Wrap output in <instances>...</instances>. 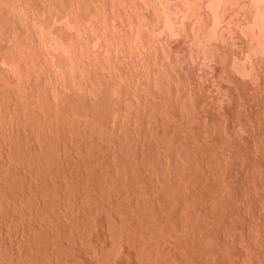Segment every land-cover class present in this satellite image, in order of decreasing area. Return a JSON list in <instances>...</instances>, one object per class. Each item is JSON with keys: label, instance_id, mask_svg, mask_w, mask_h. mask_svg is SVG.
Listing matches in <instances>:
<instances>
[{"label": "rangeland", "instance_id": "374dc122", "mask_svg": "<svg viewBox=\"0 0 264 264\" xmlns=\"http://www.w3.org/2000/svg\"><path fill=\"white\" fill-rule=\"evenodd\" d=\"M24 1L0 0V70H2L0 71V264H264V0H133L134 2L131 0V2L129 0H125L127 5L121 4L125 3L122 0H87V2H95V4L92 3L94 4L93 6L91 5V2L89 4L91 6H89L86 0H83L85 2V5L81 4L82 1L79 3L78 1L80 0H77V2L75 0H73V2L60 0L63 1V3L65 2V5H68H66L68 7V10H72L70 11V13L67 11V7L64 4L61 5V3L58 2L59 0H44L45 2L48 1V4L45 2L41 4L43 0H30L31 3H29V0H27L28 2L26 0ZM55 1L56 3H59V7H57L58 4L54 5L57 8H54V6L51 4L53 2L55 4ZM66 1L69 4H73L74 2L79 3L78 6L80 5V7L77 6V9L74 8L76 6V4L74 3V6H70L72 8L70 9L69 4ZM98 1L100 3L96 4ZM34 2H36V4ZM103 2L105 3V6L103 5ZM49 3L51 6L49 5ZM86 3L88 8L91 7V9L88 11L94 14H84V11H87ZM137 3L140 7H134L135 4L137 5ZM46 4L50 7L45 6ZM99 4L102 6H100ZM28 5L29 8H32V10L31 8L30 11H28L29 8L25 10V7L27 8ZM42 5H44V8L40 7ZM60 5L64 11H67L66 15L65 13H62L64 11H62ZM34 6H36L35 9ZM82 6L85 7L81 8ZM106 6L108 9L106 8ZM125 6L128 8H126ZM11 7L13 8V11ZM3 8L7 11L3 10ZM102 8L104 9L102 10ZM135 8H137L138 10L136 11ZM40 9H44L42 10L43 12ZM59 9L61 11H59ZM78 9V13H80V10L82 9L81 13L84 14V18L86 17L85 20L83 18V14L81 13V17L80 14L79 17L80 19H83L80 20L79 17L76 16L78 15ZM83 9L85 10L83 11ZM98 9L101 11H99ZM111 9L115 10L112 11ZM9 11H12L11 14ZM47 11H49V14ZM74 11L76 12V15L75 17H73L75 19L77 17L79 21L78 19H76L77 21L75 19L74 20L78 23V25L80 24L78 26L79 29L77 30L76 28L77 31H75V29L72 27L70 28V26H66L65 22L62 23L64 21V18L65 20L67 19L69 22H71ZM138 11L139 13H137ZM37 12L39 14H43L39 15L37 14ZM61 13L63 14V18H61L62 16L59 15ZM121 13L123 15H121ZM44 14L45 16H49L44 17ZM68 14L71 16H67ZM42 15L44 18H46L45 22H43L44 18L41 17ZM58 15L61 19L58 18ZM112 15L114 16V18ZM34 16L39 18L35 19ZM68 17L71 19L69 20ZM53 19L54 23L52 22ZM49 20L51 22H48ZM127 20L130 22H127ZM133 20L135 22H133ZM75 21L71 23H75ZM105 21L108 22V25ZM24 22H27L26 26H24ZM111 22H113L114 24ZM41 23L44 26H42V28ZM45 23H49V30L46 28L47 24ZM128 23L129 25L130 23L131 25L136 23L135 25H137V27L135 25H130L128 27ZM111 24H113V26ZM106 25L108 26V28ZM120 25L123 27H121ZM147 25H149L148 28L150 30L147 28ZM17 26H19V28H17ZM33 26L36 28H34ZM103 26L105 29L103 28ZM54 27L56 29L61 28V31L59 32L62 35H59L60 33L58 31L56 32V29H54ZM145 27L146 29H144ZM43 28L47 29L48 31L43 30V32H40V30ZM121 28L124 29L122 30ZM16 30L17 33L15 32ZM19 30L23 31L21 32ZM28 30L30 33L28 32ZM93 31L95 32L93 33ZM13 32L17 35H14ZM23 32L26 33L25 36H23ZM39 32L42 34H40ZM44 32H47V34H44ZM62 32L66 35H64ZM123 32L124 34H126L127 32V35H124ZM101 33L103 34L101 35ZM95 34L97 35L94 36ZM104 34L105 36H103ZM107 34L111 37L109 38L107 36L106 39ZM118 34L120 37H117ZM121 35L124 37V39ZM135 35L137 36V38ZM56 36L58 37V39ZM114 38H116V40ZM143 38L145 42L143 41ZM52 40H54V42ZM40 43L45 46L41 45ZM60 44L62 48L59 47ZM17 50H20L21 52L19 51L18 53ZM27 50H30L31 52H28ZM42 50H44V52ZM45 51L47 52L45 53ZM29 53L33 55H31L30 57ZM44 53L46 55H44ZM122 53L123 55H121ZM11 54L15 55L14 58H10V56H12ZM16 54H18L19 57ZM5 56H7V58ZM5 58L7 61L5 60ZM16 59L18 60V62ZM19 59L21 60V62ZM22 59L25 61H23ZM43 59H45L46 61ZM1 60L5 64L3 62L2 64ZM11 60L14 61L13 64ZM28 61H32L31 64ZM14 63H16L17 66ZM8 64H11L9 67H11L12 69L8 68ZM12 66L14 67V69ZM30 67L32 68V70ZM26 70L29 71L27 72ZM16 87H18V90ZM21 89L23 90V92ZM181 107L185 109L182 110ZM107 110L109 111L108 113H113L112 111L114 110L113 116H115L116 113V118L114 117V119L113 116L111 117L110 115H103L104 113L107 114ZM181 110L183 111V113ZM162 114L163 116H161ZM169 115L171 116V118L168 117ZM103 116H105L106 118L111 117L110 120L107 119L108 121H111L112 118L114 121L112 120L113 122L111 121V124L107 121V124L105 120L106 118H103ZM120 116L122 118H120ZM97 117H100L99 120ZM201 117L203 119H201ZM173 118L175 119L173 120ZM101 119H103L105 122L103 123L105 127L102 125L104 129L100 127L101 124L99 122L103 121ZM91 120L92 122H90ZM88 124L89 126L93 125L92 127L94 129L92 127L91 129H93L94 132L89 129L90 127L88 126ZM259 125L262 127H260ZM161 126L163 127V129ZM106 127L110 128L106 130ZM154 128L156 131H153ZM232 128L234 129V131ZM114 129L118 130L115 131ZM134 129L136 131H134ZM162 130H164V133H162ZM39 131L42 134H40ZM74 133H76L78 137ZM91 133L92 135H90ZM105 133L107 135L110 134V136L108 135V137ZM167 133L169 134L167 135ZM156 134H159L160 137ZM104 135L106 136L104 137ZM90 136L93 137L91 138ZM78 138H80L81 140ZM90 138L92 141L90 140ZM165 138L166 141L167 139H169L168 144L171 142V140H174V146H176L177 143L179 148L177 146L174 147L172 146L173 144H171L172 148H174L173 151L171 146H169L167 142L165 143ZM130 139L132 141H135L132 142L130 141ZM163 140L164 142H162ZM88 141H91V143H89ZM102 141L106 142L109 148L106 147V144ZM129 141L131 142L132 146ZM174 141L172 143H174ZM215 141L216 144H214ZM157 142H159L160 144ZM218 142L221 144H219ZM84 143L87 144L85 145ZM163 143L167 144L170 150L172 149L171 153H174L171 154L169 150L166 149L167 146H164L165 144ZM90 144H92L91 147H89ZM98 144H101V148ZM128 146L130 147V149ZM161 146L164 148H162ZM126 147L128 148V150L126 149ZM102 148L103 150L107 149L106 152H103ZM94 149L96 150L94 151ZM117 149H120V151ZM121 149H123L124 152ZM154 149L159 150L155 151ZM87 150L92 151L91 154H89L90 151L88 152ZM176 150L178 151L176 152ZM100 151L103 153V155ZM153 152L155 155L153 154ZM159 152L160 155L158 154ZM223 152L224 154H222ZM93 153L95 155H92ZM177 153H179V155L180 153H182V155L180 156L184 157H177ZM191 153L194 155H192ZM201 153H203V155H205V153L206 155L207 153L210 154V159H214V156H216L220 160L216 158V162L210 161L206 157V155L204 157L207 159L203 158V155L201 157ZM140 154L142 156L144 155L145 158H143L144 156L141 158ZM149 155L153 157V162H156L158 166H161H159L158 168V174L152 173V171L149 172L141 170L142 165L140 163L144 161L143 159L150 160L151 158ZM47 156H49L48 158L52 157V163L50 159H46ZM105 156L109 157L105 159ZM125 156L126 158H129L126 159ZM120 157L122 158V161L124 163L126 160H128V163L130 162V165H128L129 167L126 166V163L125 165H121L123 164V162L120 161ZM192 158L196 162H191ZM116 159H118L119 161L117 160V162H120L121 164L118 165ZM186 159L190 160L187 162L185 161ZM202 159L209 160L210 163L215 162L218 166H220L218 167L216 165L219 171L217 170V167L215 169L216 172L218 171L219 175H216L217 173L214 170L215 163L211 164L212 168H210V165L208 168L206 164L207 162ZM223 159L225 162L222 161ZM47 160L50 161H48V163L46 164ZM84 160L89 161L87 163V161ZM132 160L136 162H133ZM83 161L85 164L83 163ZM113 161H115V166H118L117 169L115 168ZM181 161H183V164ZM31 162L32 166L30 164ZM81 162L83 165L80 164ZM96 162H99L101 167L99 166V163ZM101 162L102 164H104L102 165ZM197 162L198 164H196ZM131 163H134V166L131 165ZM188 163H190L189 167L187 166ZM224 163L226 164L224 165ZM45 164L46 168L44 169ZM97 165L100 167H98L99 170L96 168ZM85 166L90 170H88ZM119 166H125L126 170L124 171L123 167L121 168V170ZM131 166L133 168L132 170ZM191 166L195 167L193 168ZM102 167H104L106 170ZM174 167L178 168L175 169ZM50 168L53 169L52 171L54 173L50 170ZM114 168L118 170V172H116ZM119 169L122 172H119ZM211 169L213 173L215 172L214 175L211 174ZM100 170L101 172H103L101 173ZM126 171H128L129 173ZM140 172L143 175L140 174ZM146 172H148V174ZM176 172L177 176H175ZM195 172L198 173L195 174ZM47 173H49V175ZM115 173L118 176H115ZM123 173L125 174L123 175ZM159 173H163L164 175H161ZM139 174L142 176L139 185H141V182H144L140 187H142L141 189L146 193L145 195L142 190L139 191L141 193L138 192L140 188L139 185H130L134 182V184H136V179L134 178L137 177H134V175L138 176ZM90 175L93 177H91ZM95 175L96 177H98L97 179L100 180H102L103 176L104 179L107 177H112L113 179H115L114 176L116 178L121 176L122 178L118 179L122 180L123 182H126V179L124 178L127 177V182L129 183L125 184L133 186V190L135 191L134 193H128L133 192L132 189L131 191L130 189H127L129 186L127 187L125 185H122V181L121 183H119V185H116V179L115 181L109 179V182L110 180H112V183L114 182L113 184L110 182V184H112L114 188L117 187L119 189L125 186L124 189L128 190V192H123V188L119 189L120 191L117 189L119 193L117 192L116 194L115 191L114 193L111 192L115 194L113 197V194H110V191L114 189L110 188L111 186L107 181L108 178L105 179L106 185L104 187L103 181H100L99 183L97 182V179H94L96 178ZM157 175L159 177H157ZM100 176L101 178H99ZM145 176L147 177V179H144L146 178ZM193 176L195 177V179ZM217 176H221V179H218ZM196 177L198 179H196ZM54 178L56 179L54 180ZM180 180H182L181 183L183 181L185 182H183V184L186 187L182 186L183 184H180ZM148 181L150 182L148 183ZM170 183H172V185ZM199 183H201L202 185ZM213 183H215V185ZM91 184L96 187L94 188ZM153 184L155 185L153 186ZM192 184L195 185L193 186ZM196 185H198L199 187ZM106 186L109 188H107ZM135 186H138L139 188L136 190V188H134ZM150 186L152 187L150 188ZM155 186L157 188H155ZM180 186H182L183 189L180 190ZM103 187L104 189L108 190L105 191ZM169 187H173V191L171 188L169 189ZM64 188H66V191L62 190ZM91 188L92 190H94L93 192ZM154 188L157 189L159 191L158 193H161V195L157 194V191ZM217 188L219 189L217 190ZM74 189L76 190L74 191ZM207 190L209 193L206 192ZM101 191H104L106 195L110 194L108 198L111 199H109L111 205L108 204V206L107 203L109 202H107L106 200L104 201L103 197L105 195L104 192L100 193ZM67 192H69V194L76 192L74 194L76 196H78L79 194V196L77 197L78 199H75L76 196H71V199H75V202L77 200L78 201L74 203V201L72 202L70 201V199H67L71 195L70 194L68 196ZM86 192L88 193V195ZM135 192L137 194L139 193L138 196H140L142 200L137 196ZM163 192L165 193V195L162 194ZM52 193L56 195L57 198H55L56 196H54ZM83 193L87 195L89 199L91 198L90 202L85 203L84 200H86L87 197L85 196L86 198L83 200ZM125 193H128L129 195ZM140 194L143 195V197ZM99 195L102 197L100 198ZM50 196H52V198H50ZM64 196L66 198L63 199ZM46 197L49 198L46 199ZM80 197L81 200L84 201V203H81L83 201H80ZM124 197H129L131 200L129 198H126L124 201ZM164 197L167 199H165ZM108 198L106 199L108 200ZM114 198L118 199L115 200ZM52 199L54 205L51 202ZM60 199L62 202L60 201ZM48 200L51 202V204L50 202L48 203ZM119 200L120 203H124L125 205L119 204ZM121 200H123V202ZM126 201H128V203ZM145 201L146 203L144 204ZM174 201L176 202V204ZM90 203L93 204L91 205ZM82 204H84V206ZM86 204L90 206L88 207ZM68 210L70 212H68ZM55 211L58 216L56 215ZM107 214H110V217ZM87 219L89 221H87ZM83 220L86 223L85 225ZM88 222L91 224L89 225ZM107 230H109V232ZM87 231H89V235L87 234ZM148 233L150 234L148 235Z\"/></svg>", "mask_w": 264, "mask_h": 264}, {"label": "bare ground", "instance_id": "6f19581e", "mask_svg": "<svg viewBox=\"0 0 264 264\" xmlns=\"http://www.w3.org/2000/svg\"><path fill=\"white\" fill-rule=\"evenodd\" d=\"M5 1H6V0H5ZM11 1H12V0H11ZM14 1H15V0H14ZM20 1H21V0H20ZM23 1H24V0H23ZM26 1H27V0H26ZM31 1H35V0H31ZM31 1L29 0V3H31ZM45 1H46V0H45ZM45 1L43 0L42 3H41V2H39V3L43 4ZM48 1H51V0H48ZM48 1H47V2H48ZM53 1H54V0H53ZM64 1H65V0H64ZM67 1H68V2H71V1H72V2H73V0H70V1L67 0ZM67 1H66V2H67ZM75 1L77 2V0H75ZM81 1H82L81 4H82V5H85V2H84L85 0H84V1H83V0H80V1H78V2L80 3ZM91 1H95V0H91ZM91 1L87 2V0H86V2L88 3V5L90 4ZM103 1H104V0H103ZM105 1H106V0H105ZM122 1L125 2V0H122ZM126 1H127V0H126ZM129 1H130V0H129ZM131 1H133V0H131ZM131 1H130V2H131ZM235 1H236V0H235ZM27 2H28V1H27ZM47 2H45V3H47ZM58 2L61 3V5L65 3V2L63 3V1H60V0H59ZM68 2H67V3H68ZM76 2H74V3L76 4V6H75L74 8H76V7L78 6V4H79V3H76ZM83 2H84V3H83ZM120 2H121V1H120ZM133 2H134V1H133ZM5 3H6V2H5ZM7 3H8V2H7ZM19 3H20V2H19ZM24 3H25V1H24ZM24 3H23V4H24ZM34 3L36 4V2H34ZM59 3H56V1H55V4H54V2L51 3V4H52L53 6L56 5V4H58L57 7H59ZM74 3H73V4H74ZM87 3H86V10L88 11V10L91 9V7L88 8ZM92 3L95 4V2H91V5H92V6L94 5V4H92ZM98 3H100V2L98 1L96 4H98ZM101 3H102V2H101ZM106 3H107V2H106ZM113 3H114V1H113ZM116 3H119V2H116ZM127 3H128V2H127ZM186 3H187V2H186ZM250 3H251V2H250ZM32 4H33V3H32ZM35 4H34V5H35ZM47 4H48V3H47ZM47 4H46L45 6H47ZM68 4H69V3H68ZM71 4H72V3H71ZM71 4H69V7H70V6H71V7L74 6L73 4H72V5H71ZM121 4H123V5H127L126 2H125V3H121ZM128 4H129V3H128ZM223 4H224V3H223ZM24 5H25V4H24ZM49 5H50V3H49ZM61 5H60V8L62 9V11H64L63 8L61 7ZM64 5H65V4H64ZM64 5H63V7H64ZM66 5H67V4H66ZM66 5H65V6H66ZM91 5H89V6H91ZM99 5H100V4H99ZM99 5H97V6H99ZM103 5L105 6V3H104V2H103ZM114 5H115V3H114ZM116 5H117V4H116ZM131 5H132V4H131ZM233 5H234V4H233ZM37 6H38V5H37ZM50 6H51V5H50ZM50 6H47V7H50ZM67 6H68V5H67ZM67 6H66V7H67ZM100 6H102V5H100ZM128 6H129V5H128ZM136 6H138V3H137V5L135 4L134 7H136ZM143 6H144V5H143ZM2 7H3V6H2ZM18 7H19V6H18ZM40 7H43V8H44V5H42V6H40ZM40 7H39V8H40ZM47 7H46V8H47ZM57 7L54 6V8H57ZM71 7H70V9H72ZM78 7H80V5H79ZM83 7H85V6H82L81 8H83ZM108 7H109V6H108ZM111 7H112V6H111ZM115 7H116V6H115ZM117 7H118V6H117ZM125 7H126V6H125ZM130 7H131V6H130ZM134 7H133V8H134ZM138 7H140V6H138ZM229 7H230V6H229ZM244 7H245V6H244ZM6 8H7V7H6ZM11 8H12V7H11ZM28 8H29V5L27 6V8L25 7V10H27ZM30 8H31V7H30ZM30 8L28 9V11H30ZM35 8H36V6H34V9H35ZM37 8H38V7H37ZM100 8H101V7H100ZM106 8H107V6H106ZM126 8H128V7H126ZM126 8H125V9H126ZM141 8H142V7H141ZM236 8H237V7H236ZM250 8H251V7H250ZM0 9H1V8H0ZM8 9H9V8H8ZM48 9H49V8H48ZM50 9H51V8H50ZM52 9H53V7H52ZM64 9H66V8H64ZM76 9H77V8H76ZM95 9H96V8H95ZM103 9H104V8H102V10H103ZM107 9H108V8H107ZM107 9H106V11H107ZM135 9H136V11L138 10L137 8H135ZM240 9H241V8H240ZM242 9H243V8H242ZM258 9H259V8H258ZM3 10H6V9L3 8ZM9 10H10V9H9ZM21 10H22V9H21ZM25 10H24V11H25ZM31 10H32V8H31ZM40 10H41V9H40ZM42 10H44V9H42ZM42 10H41V11H42ZM81 10H82V9H81ZM81 10H80V13L82 12ZM84 10H85V9H83V11H84ZM98 10H99V9H98ZM111 10H112V9H111ZM111 10H110V11H111ZM113 10H115V9H113ZM113 10H112V11H113ZM122 10H123V9H122ZM139 10H140V9H139ZM153 10H155V9H153ZM230 10H231V9H230ZM6 11H7V10H6ZM12 11H13V8H12ZM12 11H11V12H12ZM33 11H34V10H33ZM33 11H32V12H33ZM38 11H39V10H38ZM59 11H61V10L59 9ZM59 11H56V12H59ZM67 11L70 13V11H72V10H68V7H67ZM67 11H64V12H62V13H65V15H66ZM87 11H84V12H85V13H84L85 15H86V13H88V14H90V15H91V14H94V13H90V11H88V12H87ZM99 11H101V10H99ZM112 11H111V12H112ZM119 11H120V9H119ZM234 11H235V10H234ZM260 11H261V10H260ZM9 12H10V11H9ZM11 12H10V14H11ZM16 12H17V11H16ZM19 12H20V11H19ZM42 12H43V11H42ZM47 12H48V14H49V11H47ZM47 12H45V13H47ZM52 12H53V11H52ZM78 12H79V9H78L77 13H78ZM127 12H128V11H127ZM35 13H36V11H35ZM62 13L59 14V15L62 16L61 18H63V14H62ZM75 13H76L75 11H74V15H72V13H71L72 17H73V16L75 17V15H76ZM80 13H78V15H76V16L79 17V14H80ZM99 13H100V12H99ZM112 13H113V12H112ZM137 13H139V11H138ZM137 13H136V14H137ZM143 13H144V12H143ZM21 14H22V13H21ZM27 14H29V13H27ZM30 14H31V13H30ZM37 14H39V13L37 12ZM37 14H36V15H37ZM40 14H43V13H40ZM40 14H39V15H40ZM56 14H57V13H56ZM81 14H83V13H81ZM81 14H80V17H81ZM84 14H83V18H84ZM88 14H87V15H88ZM103 14H104V12H103ZM107 14H108V13H107ZM110 14H111V13H110ZM113 14H114V13H113ZM153 14H154V12H153ZM162 14H163V13H162ZM238 14H239V13H238ZM7 15H8V14H7ZM22 15H23V14H22ZM32 15H33V13H32ZM34 15H35V14H34ZM46 15H47V14H46ZM59 15H58V16H59ZM71 15L68 14L67 16H71ZM116 15H117V13H116ZM121 15H123V14L121 13ZM125 15H126V14H125ZM129 15H130V14H129ZM131 15H132V14H131ZM134 15H135V14H134ZM253 15H254V14H253ZM48 16H49V15H48ZM48 16H45V14H44V17H48ZM88 16H89V15H88ZM102 16H103V15H102ZM112 16H113V15H112ZM126 16H127V15H126ZM135 16H136V15H135ZM139 16H140V15H139ZM141 16H142V15H141ZM144 16H145V15H144ZM153 16H154V15H153ZM6 17H8V16H6ZM18 17H20V16H18ZM32 17H33V16H32ZM34 17H35V16H34ZM41 17H43V15H42ZM41 17H40V18H41ZM44 17H43V18H44ZM56 17H57V16H56ZM74 17L72 18L73 21H72L71 18H69V17H68V18H69V20L71 19V22H74L76 19H78L77 17H76V19H75ZM80 17H79V19H80ZM94 17H95V16H94ZM94 17H93V19H94ZM124 17H125V16H124ZM149 17H150V16H149ZM164 17H165V16H164ZM164 17H163V18H164ZM22 18H23V17H22ZM27 18H28V17H27ZM36 18H39V17H35V19H36ZM43 18H42V19H43ZM58 18H60V16H59ZM61 18H60V19H61ZM83 18H81V19H83ZM85 18H86V17H85ZM85 18H84V20H85ZM97 18H98V17H97ZM97 18H96V19H97ZM100 18H101V17H100ZM106 18H107V17H106ZM113 18H114V16H113ZM131 18H132V17H131ZM154 18H155V17H154ZM228 18H229V17H228ZM7 19H8V18H7ZM33 19H34V18H33ZM47 19H49V18H47ZM74 19H75V20H74ZM79 19H78V21H79ZM81 19H80V20H81ZM93 19H92V20H93ZM107 19H108V18H107ZM107 19H106V21H107ZM110 19H111V18H110ZM119 19H120V17H119ZM128 19H129V17H128ZM135 19H136V17H135ZM152 19H153V18H152ZM155 19H156V18H155ZM159 19H160V18H159ZM253 19H254V18H253ZM262 19H263V17H262ZM8 20H9V19H8ZM20 20H21V19H20ZM25 20H26V19H25ZM27 20H28V19H27ZM29 20H32V19H29ZM43 20H44L43 22H45L46 18H44ZM62 20H63V19H62ZM66 20H67V19H66ZM66 20H65V18H64V21H63V22H62V21H59V22H62V23L65 22V25H66V26H70V28H71V27L74 28L75 31H77V30L79 29L78 26H79L80 24L78 25V23L76 22L77 20L75 21V23H71V22H69L68 20H67V21H66ZM84 20H83V22H84ZM104 20H105V19H104ZM138 20H139V19H138ZM144 20H145V19H144ZM157 20H158V19H157ZM234 20H235V19H234ZM35 21H36V20H35ZM94 21H95V20H94ZM106 21H105V22H106ZM149 21H150V20H149ZM168 21H169V20H168ZM5 22H6V20H5ZM36 22H37V21H36ZM48 22H51V21L49 20ZM52 22L54 23V19H53ZM55 22H56V21H55ZM80 22H81V21H80ZM80 22H79V23H80ZM83 22H82V23H83ZM90 22H91V21H90ZM92 22H93V21H92ZM113 22H114V21H113ZM113 22H111V23H113ZM120 22H121V21H120ZM127 22H130V21L127 20ZM133 22H135V21L133 20ZM133 22H132V23H133ZM139 22H140V21H139ZM142 22H143V21H142ZM9 23H10V22H9ZM24 23H25V22H24ZM39 23H40V22H39ZM76 23H77V24H76ZM96 23H97V22H96ZM100 23H101V22H100ZM102 23H103V22H102ZM106 23H107V25H108V22H106ZM232 23H233V22H232ZM258 23H259V22H258ZM26 24H27V22L25 23L24 26H26ZM43 24H44V23H43ZM45 24H47V23H45ZM73 24H74V27H73ZM87 24H88V23H87ZM92 24H93V23H92ZM113 24H114V23H113ZM113 24H111V25L113 26ZM126 24H127V23H126ZM135 24H136V23H135ZM135 24H132V25H135ZM141 24H142V23H141ZM147 24H148V21H147ZM150 24H151V23H150ZM150 24H149V25H150ZM223 24H224V23H223ZM262 24H263V23H262ZM30 25H31V23H30ZM48 25H49V23L47 24V26H46V25H45V26H46V28L49 30ZM53 25H55V24H53ZM57 25H58V24H57ZM76 25H77V26H76ZM93 25H94V24H93ZM101 25H102V24H101ZM107 25H106V26H107ZM130 25H131V23H130ZM130 25H129V23H128V27H129ZM132 25H131V26H132ZM143 25H144V24H143ZM149 25H147V28H148ZM153 25H154V24H153ZM234 25H235V24H234ZM239 25H240V24H239ZM15 26H16V24H15ZM38 26H39V25H38ZM42 26H43V25H42V23H41V28H42ZM49 26H50V25H49ZM75 26H76V27H75ZM91 26H92V25H91ZM112 26H111V28H112ZM114 26H115V25H114ZM120 26H121V25H120ZM135 26L137 27V25H135ZM141 26H142V25H141ZM141 26H140V27H141ZM144 26H145V25H144ZM165 26H166V25H165ZM213 26H214V25H213ZM245 26H246V25H245ZM33 27H34V26H33ZM43 27H44V26H43ZM92 27H93V26H92ZM121 27H123V26H121ZM126 27H127V26H126ZM228 27H229V26H228ZM243 27H244V26H243ZM13 28H14V27H13ZM17 28H19V26H17ZM26 28H27V27H26ZM34 28H36V27H34ZM38 28H39V27H38ZM76 28H77V30H76ZM80 28H82V27H80ZM93 28H94V27H93ZM97 28H98V27H97ZM103 28H104V26H103ZM107 28H108V26H107ZM124 28H125V27H124ZM124 28H123V29H124ZM153 28H154V27H153ZM165 28H166V27H165ZM236 28H237V27H236ZM3 29H4V28H3ZM22 29H23V28H22ZM24 29H25V28H24ZM47 29L43 28V29L40 30V32H43V30H44V31H48ZM50 29H51V28H50ZM54 29H56V28L54 27ZM59 29H60V30H59ZM59 29H56V32H57V31H58V32L61 31V28H59ZM90 29H91V28H90ZM104 29H105V28H104ZM121 29H122V28H121ZM121 29H120V30H121ZM123 29H122V30H123ZM137 29H138V28H137ZM144 29H146V27H145ZM148 29H149V28H148ZM199 29H200V28H199ZM243 29H244V28H243ZM245 29H246V28H245ZM13 30H15V29H13ZM91 30H92V29H91ZM91 30H90V36H91ZM95 30H96V28H95ZM115 30H116V29H115ZM115 30H114V31H115ZM141 30H142V29H141ZM149 30H150V29H149ZM149 30H148V31H149ZM154 30H155V29H154ZM261 30H262V29H261ZM19 31H21V30H19ZM22 31H23V30H22ZM22 31H21V32H22ZM26 31H27V30H26ZM38 31H39V30H38ZM97 31H98V30H97ZM108 31H110V30H108ZM116 31H117V30H116ZM116 31H115V32H116ZM142 31H143V30H142ZM142 31H141V32H142ZM152 31H153V30H152ZM230 31H231V30H230ZM15 32L17 33V30H16ZM28 32H29V30H28ZM40 32H39V33H40ZM94 32H95V31H93V33H94ZM101 32H102V30H101ZM103 32H104V31H103ZM112 32H113V30H112ZM135 32H136V31H135ZM240 32H241V31H240ZM13 33H14V32H13ZM13 33H11V34H13ZM16 33H14V35H15ZM23 33H24V32H23ZM29 33H30V32H29ZM31 33H32V32H31ZM59 33H60V32H59ZM62 33H63V32H62ZM77 33H78V32H77ZM120 33H121V31H120ZM129 33H131V32H129ZM153 33H154V32H153ZM208 33H209V32H208ZM225 33H226V32H225ZM5 34H7V33H5ZM25 34H26V33H24L23 36H25ZM40 34H42V33H40ZM44 34H47V32H46V33L44 32ZM63 34H64V33H63ZM102 34H103V33H101V35H102ZM116 34H117V33H116ZM123 34H124V32H123ZM138 34H139V33H138ZM151 34H152V33H151ZM230 34H231V33H230ZM240 34H241V33H240ZM252 34H253V33H252ZM261 34H262V33H261ZM16 35H17V34H16ZM29 35H30V34H29ZM38 35H39V34H38ZM59 35H62V34L60 33ZM64 35H66V34H64ZM83 35H84V34H83ZM96 35H97V34H95L94 36H96ZM99 35H100V34H99ZM112 35H114V34H112ZM124 35H127V32H126V34H124ZM128 35H129V34H128ZM136 35H137V34H136ZM136 35H135V36H136ZM232 35H233V34H232ZM253 35H254V34H253ZM1 36H2V35H1ZM26 36H27V35H26ZM30 36H31V35H30ZM54 36H55V35H54ZM57 36H58V35H57ZM57 36H56V37H57ZM103 36H105V34H104ZM103 36H102V37H103ZM107 36H108V34L106 35V39H107ZM121 36H122V35H121ZM141 36H142V35H141ZM148 36H149V35H148ZM254 36H255V35H254ZM259 36H260V35H259ZM31 37H32V36H31ZM31 37H30V38H31ZM41 37H42V35H41ZM44 37H46V36H44ZM44 37H43V38H44ZM58 37H59V36H58ZM58 37H57V39H58ZM60 37H61V36H60ZM97 37H98V36H97ZM108 37L110 38L111 36H108ZM112 37H113V36H112ZM115 37H116V36H115ZM117 37H120L119 34H118ZM138 37H139V36H138ZM142 37H143V36H142ZM144 37H145V36H144ZM146 37H147V36H146ZM191 37H192V36H191ZM14 38H16V37H14ZM20 38H21V37H20ZM24 38H25V37H24ZM64 38H65V37H64ZM66 38H67V37H66ZM99 38H100V36H99ZM122 38L124 39L123 36H122ZM132 38H133V37H132ZM136 38H137V36H136ZM255 38H256V37H255ZM18 39H19V38H18ZM39 39H40V38H39ZM48 39H49V38H48ZM59 39H60V38H59ZM80 39H81V38H80ZM83 39H84V38H83ZM103 39H104V38H103ZM114 39L116 40V38H114ZM118 39H119V38H118ZM146 39H147V38H146ZM220 39H221V38H220ZM222 39H223V38H222ZM45 40H46V39H45ZM68 40H69V39H68ZM97 40H98V38H97ZM110 40H111V39H110ZM125 40H126V39H125ZM138 40H139V39H138ZM193 40H194V39H193ZM13 41H14V40H13ZM15 41H16V40H15ZM37 41H38V40H37ZM40 41H41V40H40ZM52 41L54 42V40H52ZM52 41H51V42H52ZM56 41H57V40H56ZM56 41H55V42H56ZM86 41H87V40H86ZM104 41H105V40H104ZM113 41H114V40H113ZM120 41H121V40H120ZM122 41H123V40H122ZM143 41H144V38H143ZM223 41H224V40H223ZM42 42H43V40H42ZM42 42H41V43H42ZM58 42H59V41H58ZM58 42H57V43H58ZM64 42H65V41H64ZM96 42H97V41H96ZM99 42H100V41H99ZM124 42H126V41H124ZM127 42H128V41H127ZM144 42H145V41H144ZM146 42H147V41H146ZM233 42H234V41H233ZM250 42H251V41H250ZM19 43H20V42H19ZM41 43H40V44H41ZM47 43H48V42H47ZM47 43H45V44H47ZM106 43H108V42H106ZM115 43H116V41H115ZM115 43H114V44H115ZM120 43H123V42H120ZM139 43H141V42H139ZM14 44H15V43H14ZM31 44H32V43H31ZM43 44H44V42H43ZM43 44H41V45H43ZM48 44H49V43H48ZM52 44H53V43H52ZM110 44H111V43H110ZM118 44H119V41H118ZM134 44H135V43H134ZM233 44H234V43H233ZM233 44H232V45H233ZM23 45H24V43H23ZM54 45H56V44H54ZM84 45H85V44H84ZM89 45H90V44H89ZM120 45H121V44H120ZM43 46H45V45H43ZM57 46H59V45H57ZM93 46H94V42H93ZM118 46H119V45H118ZM13 47H14V46H13ZM20 47H21V46H20ZM54 47H56V46H54ZM59 47H61V44H60ZM85 47H86V46H85ZM121 47H122V45H121ZM142 47H143V46H142ZM227 47H228V46H227ZM235 47H236V46H235ZM21 48H22V47H21ZM26 48H27V47H26ZM29 48H30V47H29ZM35 48H36V47H35ZM44 48H45V47H44ZM48 48H49V47H48ZM61 48H62V47H61ZM80 48H81V47H80ZM118 48H119V47H118ZM122 48H123V47H122ZM23 49H24V48H23ZM42 49H43V48H42ZM87 49H88V47H87ZM93 49H94V48H93ZM99 49H100V48H99ZM104 49H105V48H104ZM116 49H117V48H116ZM135 49H136V48H135ZM0 50H1V49H0ZM3 50H4V49H3ZM36 50H37V49H36ZM36 50H35V51H36ZM61 50H62V49H61ZM63 50H64V49H63ZM80 50H82V49H80ZM117 50H118V49H117ZM123 50H124V49H123ZM125 50H126V49H125ZM127 50H129V49H127ZM257 50H258V48H257ZM5 51H6V50H5ZM8 51H9V50H8ZM17 51H18V53H19L20 50H17ZM27 51H28V50H27ZM42 51L44 52V50H42ZM42 51H41V52H42ZM85 51H86V50H85ZM20 52H21V51H20ZM23 52H25V51H23ZM28 52H31V51L29 50ZM28 52H27V53H28ZM46 52H47V51H45V53H46ZM94 52H95V51H94ZM115 52H116V51H115ZM117 52H118V51H117ZM124 52H125V51H124ZM239 52H240V51H239ZM259 52H260V51H259ZM1 53H2V52H1ZM11 53H12V52H11ZM45 53H44V55H46ZM57 53H58V52H57ZM72 53H73V52H72ZM98 53H99V52H98ZM120 53H121V52H120ZM120 53H119V54H120ZM216 53H217V52H216ZM251 53H252V52H251ZM257 53H258V52H257ZM262 53H263V52H262ZM21 54H22V53H21ZM21 54H20V55H21ZM29 54H30V55H29L30 57H31V55H33V54H31V53H29ZM47 54H48V53H47ZM51 54H52V53H51ZM67 54H68V53H67ZM83 54H84V53H83ZM113 54H115V53H113ZM124 54H125V53H124ZM222 54H223V53H222ZM1 55H3V54H1ZM4 55H5V54H4ZM8 55H10V54H8ZM8 55H7V56H8ZM11 55H12V54H11ZM16 55H18V54H16ZM44 55H43V56H44ZM49 55H50V54H49ZM94 55H95V54H94ZM121 55H123V53H122ZM219 55H220V54H219ZM7 56H5V57L7 58ZM12 56H13V57H12ZM12 56H10V58H14L15 55H12ZM43 56H42V57H43ZM47 56H48V55H47ZM47 56H46V57H47ZM57 56H58V55H57ZM91 56H92V55H91ZM2 57H3V56H2ZM16 57H17V56H16ZM18 57H19V55H18ZM30 57H29V58H30ZM46 57H45V58H46ZM6 58H5V60H6ZM20 58H21V57H20ZM62 58H63V57H62ZM132 58H133V57H132ZM232 58H233V57H232ZM23 59H24V58H23ZM23 59H22V60H23ZM27 59H28V58H27ZM73 59H74V58H73ZM3 60H4V58H3ZM16 60H17V59H16ZM19 60H20V59H19ZM36 60H37V59H36ZM43 60H45V59H43ZM52 60H53V59H52ZM70 60H71V59H70ZM77 60H78V59H77ZM91 60H92V59H91ZM261 60H262V59H261ZM6 61H7V60H6ZM6 61H5V62H6ZM9 61H10V60H9ZM23 61H25V60H23ZM45 61H46V60H45ZM2 62H3V61L1 60V63H2ZM11 62H12V64H13L14 61L11 60ZM17 62H18V60H17ZM20 62H21V60H20ZM28 62H30V61H28ZM31 62H32V61H31ZM31 62H30V64H31ZM41 62H42V61H41ZM116 62H117V61H116ZM221 62H222V61H221ZM3 63H4V62H3ZM3 63H2V64H3ZM6 63H7V62H6ZM9 63H10V62H9ZM33 63H34V62H33ZM76 63H77V62H76ZM219 63H220V62H219ZM4 64H5V63H4ZM14 64L16 65V63H14ZM28 64H29V63H28ZM10 65H11V64H8V68H11V67H9ZM18 65H19V64H18ZM26 65H27V64H26ZM44 65H45V64H44ZM44 65H43V66H44ZM47 65H48V64H47ZM16 66H17V65H16ZM32 66H33V65H32ZM32 66H31V67H32ZM34 66H35V65H34ZM50 66H51V65H50ZM70 66H71V65H70ZM116 66H117V65H116ZM4 67H5V66H4ZM12 67H13V66H12ZM18 67H19V66H18ZM31 67H30V68H31ZM58 67H59V66H58ZM250 67H251V66H250ZM1 68H2V67H1ZM28 68H29V67H28ZM41 68H42V67H41ZM46 68H47V67H46ZM68 68H69V67H68ZM243 68H244V67H243ZM4 69H5V68H4ZM11 69H12V68H11ZM13 69H14V67H13ZM22 69H23V68H22ZM228 69H229V68H228ZM31 70H32V68H31ZM165 70H166V69H165ZM0 71H2V70H0ZM14 71H15V70H14ZM14 71H12V72H14ZM26 71H27V70H26ZM28 71H29V70H28ZM28 71H27V72H28ZM47 71H48V70H47ZM93 71H94V70H93ZM239 71H240V70H239ZM247 71H249V70H247ZM10 72H11V70H10ZM27 72H26V73H27ZM57 72H58V71H57ZM245 72H246V70H245ZM87 73H88V72H87ZM100 73H101V72H100ZM112 73H113V72H112ZM115 73H116V72H115ZM248 73H249V72H248ZM14 74H15V73H14ZM82 74H83V73H82ZM164 74H165V73H164ZM168 74H169V73H168ZM250 74H252V73H250ZM250 74H249V75H250ZM253 74H254V73H253ZM32 75H33V74H32ZM36 75H37V74H36ZM38 75H39V74H38ZM69 75H70V74H69ZM221 75H222V74H221ZM235 75H236V74H235ZM247 75H248V74H247ZM33 76H34V75H33ZM51 76H52V75H51ZM83 76H84V75H83ZM240 76H242V75H240ZM29 77H30V76H29ZM166 77H167V76H166ZM219 77H220V76H219ZM54 78H55V77H54ZM227 78H228V77H227ZM5 79H6V78H5ZM38 79H39V78H38ZM248 79H249V78H248ZM250 79H251V78H250ZM24 80H25V79H24ZM164 80H165V79H164ZM240 80H241V79H240ZM11 81H12V80H11ZM39 81H40V80H39ZM106 81H107V80H106ZM263 81H264V80H263ZM34 82H35V81H34ZM49 82H50V81H49ZM93 82H94V81H93ZM42 83H44V82H42ZM254 83H255V82H254ZM2 84H3V83H2ZM34 84H35V83H34ZM45 84H46V83H45ZM242 84H243V83H242ZM5 85H6V84H5ZM72 85H73V84H72ZM183 85H184V84H183ZM21 86H22V85H21ZM165 86H166V84H165ZM168 86H169V85H168ZM240 86H241V85H240ZM245 86H246V85H245ZM162 87H163V86H162ZM181 87H182V86H181ZM16 88H17V90H18V87H16ZM36 88H37V86H36ZM54 88H55V87H54ZM76 88H77V87H76ZM78 88H79V87H78ZM263 88H264V87H263ZM19 89H20V88H19ZM176 89H177V88H176ZM183 89H184V88H183ZM2 90H3V89H2ZM21 90H22V89H21ZM100 90H101V89H100ZM105 90H106V89H105ZM49 91H50V90H49ZM54 91H55V90H54ZM91 91H92V90H91ZM94 91H95V90H94ZM167 91H168V90H167ZM22 92H23V90H22ZM24 92H25V91H24ZM36 92H37V91H36ZM44 92H45V91H44ZM104 92H105V91H104ZM8 93H9V92H8ZM47 93H48V92H47ZM165 93H166V92H165ZM51 94H52V93H51ZM26 95H27V94H26ZM46 95H47V94H46ZM14 96H15V95H14ZM33 96H34V95H33ZM44 96H45V95H44ZM79 96H80V95H79ZM83 96H84V95H83ZM167 96H168V95H167ZM183 96H184V95H183ZM24 97H25V96H24ZM30 97H31V96H30ZM89 97H90V96H89ZM41 98H42V97H41ZM94 98H95V97H94ZM234 99H235V98H234ZM81 100H82V99H81ZM81 100H80V101H81ZM84 100H85V99H84ZM93 100H94V99H93ZM216 100H217V99H216ZM10 101H11V100H10ZM21 101H22V100H21ZM75 101H76V100H75ZM98 101H99V100H98ZM183 101H184V100H183ZM189 101H190V100H189ZM191 101H192V99H191ZM259 101H261V100H259ZM92 102H93V101H92ZM100 102H101V101H100ZM118 102H119V101H118ZM36 103H37V102H36ZM54 103H55V102H54ZM75 103H76V102H75ZM172 103H173V102H172ZM180 103H181V102H180ZM186 103H187V102H186ZM191 103H192V102H191ZM191 103H190V104H191ZM203 103H204V102H203ZM13 104H14V103H13ZM46 104H47V103H46ZM96 104H97V103H96ZM117 104H118V103H117ZM119 104H120V103H119ZM124 104H125V103H124ZM149 104H150V103H149ZM198 104H199V103H198ZM21 105H22V104H21ZM160 105H161V104H160ZM178 105H179V104H178ZM75 106H76V105H75ZM83 106H84V105H83ZM157 106H158V105H157ZM175 106H176V105H175ZM186 106H187V105H186ZM188 106H189V105H188ZM200 106H201V105H200ZM210 106H211V105H210ZM212 106H213V105H212ZM260 106H263V105H260ZM15 107H16V106H15ZM33 107H34V106H33ZM46 107H47V106H46ZM62 107H63V106H62ZM78 107H79V106H78ZM81 107H82V105H81ZM144 107H145V106H144ZM162 107H163V106H162ZM179 107H180V106H179ZM184 107H185V106H184ZM194 107H195V106H194ZM258 107H259V106H258ZM31 108H32V107H31ZM31 108H30V109H31ZM85 108H86V107H85ZM94 108H95V107H94ZM181 108H182V107H181ZM30 109H29V110H30ZM34 109H35V108H34ZM67 109H68V108H67ZM92 109H93V108H92ZM106 109H107V108H106ZM159 109H160V108H159ZM179 109H180V108H179ZM183 109H185V108H182V110H183ZM191 109H192V108H191ZM22 110H23V109H22ZM72 110H73V109H72ZM111 110H112V109H111ZM117 110H118V109H117ZM117 110H115V111H117ZM151 110H152V109H151ZM154 110H155V109H154ZM170 110H171V109H170ZM182 110H181V111H182ZM186 110H187V109H186ZM192 110H193V109H192ZM196 110H197V109H196ZM7 111H8V110H7ZM62 111H63V110H62ZM70 111H71V110H70ZM73 111H74V110H73ZM155 111H156V110H155ZM251 111H252V110H251ZM68 112H69V111H68ZM75 112H76V110H75ZM82 112H83V111H82ZM95 112H96V111H95ZM108 112H109V111L107 110V112H106L107 114L104 113L103 115H105V116H106V115H110V116L112 117V116H113V113H114V110L112 111L113 113H111V112L108 113ZM196 112H197V111H196ZM54 113H55V112H54ZM102 113H103V112H102ZM159 113H160V112H159ZM182 113H183V111H182ZM187 113H188V112H187ZM189 113H190V112H189ZM14 114H15V112H14ZM79 114H80V113H79ZM170 114H171V113H170ZM197 114H198V113H197ZM197 114H196V115H197ZM76 115H77V113H76ZM117 115H118V114H117ZM136 115H137V114H136ZM181 115H182V114H181ZM185 115H188V114H185ZM185 115H184V116H185ZM192 115H193V114H192ZM21 116H22V115H21ZM66 116H67V115H66ZM81 116H82V115H81ZM88 116H89V115H88ZM100 116H101V115H100ZM105 116H103V118H106ZM115 116H116V113H115ZM115 116H113V118H114ZM125 116H126V115H125ZM154 116H155V115H154ZM161 116H163V114H162ZM164 116H165V115H164ZM189 116H190V115H189ZM246 116H247V115H246ZM252 116H253V115H252ZM257 116H258V115H257ZM0 117H1V116H0ZM67 117H68V116H67ZM70 117H71V116H70ZM73 117H74V116H73ZM89 117H90V116H89ZM89 117H88V118H89ZM94 117H95V116H94ZM107 117H109V116H107ZM111 117L105 119L107 124H108V122L110 123V122L113 120V118H112L111 121H108V120H107V119L110 120ZM135 117H136V116H135ZM143 117H144V116H143ZM168 117L171 118L170 115H169ZM190 117H191V116H190ZM254 117H255V116H254ZM260 117H261V115H260ZM260 117H259V118H260ZM16 118H17V117H16ZM56 118H57V117H56ZM90 118H91V117H90ZM97 118H98V117H97ZM99 118H100V117H99ZM99 118H98V120H99ZM115 118H116V117H115ZM115 118H114V119H115ZM120 118H122V117L120 116ZM131 118H132V117H131ZM155 118H156V117H155ZM165 118H166V117H165ZM179 118H180V117H179ZM221 118H222V117H221ZM239 118H240V117H239ZM45 119H46V118H45ZM54 119H55V118H54ZM68 119H69V118H68ZM73 119H75V118H73ZM77 119H78V118H77ZM82 119H83V118H82ZM141 119H142V118H141ZM174 119H175V118H173V120H174ZM201 119H203V118L201 117ZM201 119H200V120H201ZM254 119H255V118H254ZM2 120H3V119H2ZM51 120H52V119H51ZM60 120H61V117H60ZM63 120H64V119H63ZM70 120H71V119H70ZM70 120H69V121H70ZM83 120H84V119H83ZM85 120H86V119H85ZM101 120H103V119H101ZM143 120H144V119H143ZM149 120H150V118H149ZM152 120H153V119H152ZM152 120H151V121H152ZM166 120H167V119H166ZM173 120H172V121H173ZM191 120H192V119H191ZM191 120H190V121H191ZM236 120H237V119H236ZM251 120H252V119H251ZM25 121H26V120H25ZM65 121H66V120H65ZM71 121H72V120H71ZM75 121H76V120H75ZM107 121H108V122H107ZM113 121H114V120H113ZM113 121H112V122H113ZM144 121H145V120H144ZM147 121H148V120H147ZM151 121H150V122H151ZM176 121H177V120H176ZM183 121H184V119H183ZM205 121H206V120H205ZM44 122H45V121H44ZM77 122H78V121H77ZM90 122H92V120H91ZM90 122H89V123H90ZM136 122H137V119H136ZM169 122H170V121H169ZM174 122H175V121H174ZM186 122H187V121H186ZM202 122H203V121H202ZM250 122H251V121H250ZM254 122H255V121H254ZM25 123H26V122H25ZM45 123H46V122H45ZM55 123H56V122H55ZM68 123H69V122H68ZM80 123H81V122H80ZM83 123H85V122H83ZM97 123H98V122H97ZM99 123L101 124L100 127L103 128L102 125H103V123H105L104 120L101 121V122H99ZM158 123H159V122H158ZM158 123H157V124H158ZM248 123H249V122H248ZM251 123H252V122H251ZM21 124H22V123H21ZM32 124H33V123H32ZM32 124H31V125H32ZM72 124H73V123H72ZM100 124H99V125H100ZM110 124H111V123H110ZM112 124H114V123H112ZM122 124H123V123H122ZM191 124H192V123H191ZM204 124H205V122H204ZM49 125H51V124H49ZM73 125H74V124H73ZM134 125H135V123H134ZM218 125H219V123H218ZM37 126H38V125H37ZM66 126H67V125H66ZM66 126H65V127H66ZM68 126H69V125H68ZM71 126H72V125H71ZM76 126H77V125H76ZM85 126H86V125H85ZM88 126H89V124H88ZM92 126H93V125H92ZM92 126H89V127H90L89 129H91ZM103 126H104V125H103ZM111 126H112V125H111ZM132 126H133V125H132ZM136 126H137V125H136ZM171 126H172V125H171ZM195 126H196V125H195ZM204 126H205V125H204ZM220 126H221V125H220ZM259 126H260V125H259ZM259 126H258V127H259ZM97 127H98V126H97ZM104 127H105V126H104ZM112 127H113V126H112ZM112 127H111V128H112ZM125 127H126V126H125ZM161 127H162V126H161ZM168 127H169V126H168ZM175 127H176V126H175ZM177 127H178V126H177ZM197 127H198V126H197ZM214 127H216V126H214ZM222 127H223V126H222ZM242 127H243V126H242ZM260 127H262V126H260ZM263 127H264V126H263ZM73 128H74V127H73ZM80 128H81V127H80ZM84 128H85V127H84ZM87 128H88V127H87ZM92 128H93V127H92ZM101 128H100V129H101ZM106 128H107V127H106ZM106 128H105V129H106ZM109 128H110V127H108L106 130H108ZM128 128H129V127H128ZM140 128H141V127H140ZM140 128H139V129H140ZM164 128H165V127H164ZM180 128H181V126H180ZM180 128H179V129H180ZM203 128H204V127H203ZM237 128H238V127H237ZM244 128H245V127H244ZM252 128H253V127H252ZM26 129H27V128H26ZM39 129H40V127H39ZM61 129H62V128H61ZM85 129H86V128H85ZM85 129H84V130H85ZM93 129H94V128H93ZM93 129H91L92 132H94ZM97 129H98V128H97ZM97 129H96V130H97ZM103 129H104V128H103ZM103 129H102V130H103ZM112 129H113V128H112ZM146 129H147V128H146ZM162 129H163V127H162ZM192 129H193V128H192ZM232 129H233V128H232ZM239 129H240V128H239ZM261 129H262V128H261ZM2 130H3V129H2ZM67 130H68V128H67ZM75 130H76V129H75ZM75 130H74V131H75ZM106 130H105V131H106ZM114 130H115V129H114ZM116 130H118V129H116ZM116 130H115V131H116ZM158 130H159V129H158ZM158 130H157V131H158ZM164 130H165V129H164ZM164 130H162V133H164ZM169 130H170V129H169ZM196 130H197V129H196ZM200 130H201V129H200ZM200 130H198V131H200ZM42 131H43V129H42ZM63 131H64V130H63ZM110 131H111V130H110ZM129 131H130V130H129ZM129 131H128V132H129ZM134 131H136V130L134 129ZM153 131H156L155 128H154ZM178 131H179V130H178ZM188 131H189V130H188ZM223 131H224V130H223ZM233 131H234V129H233ZM256 131H257V130H256ZM33 132H34V131H33ZM35 132H36V131H35ZM39 132H40V131H39ZM45 132H46V131H45ZM118 132H119V131H118ZM143 132H144V131H143ZM174 132H175V131H174ZM224 132H225V131H224ZM48 133H49V130H48ZM97 133H98V132H97ZM115 133H116V132H115ZM115 133H114V134H115ZM180 133H181V132H180ZM187 133H188V132H187ZM209 133H210V132H209ZM213 133H214V132H213ZM220 133H221V132H220ZM229 133H230V132H229ZM40 134H42V133L40 132ZM61 134H62V133H61ZM69 134H70V133H69ZM74 134H76V133H74ZM100 134H101V133H100ZM105 134H106V133H105ZM121 134H122V133H121ZM125 134H126V133H125ZM141 134H142V133H141ZM168 134H169V133H167V135H168ZM171 134H172V133H171ZM181 134H182V133H181ZM181 134H180V136H181ZM204 134H205V133H204ZM225 134H226V133H225ZM48 135H49V134H48ZM50 135H51V134H50ZM57 135H59V134H57ZM76 135H77V134H76ZM87 135H88V134H87ZM87 135H85V136H87ZM90 135H92V133H91ZM93 135H94V134H93ZM106 135H107V134H106ZM106 135H104V137H105ZM108 135L110 136V134H108ZM108 135H107V136H108ZM117 135H118V134H117ZM136 135H137V134H136ZM139 135H140V134H139ZM156 135H159V134H156ZM161 135H162V134H161ZM184 135H185V134H184ZM188 135H189V134H188ZM215 135H216V134H215ZM217 135H218V134H217ZM53 136H54V135H53ZM80 136H81V135H80ZM88 136H89V135H88ZM109 136H108V137H109ZM119 136H120V134H119ZM122 136H123V135H122ZM126 136H127V135H126ZM132 136H133V135H132ZM137 136H138V135H137ZM144 136H145V135H144ZM146 136H147V135H146ZM154 136H155V135H154ZM164 136H165V135H164ZM175 136H176V135H175ZM194 136H195V135H194ZM203 136H204V135H203ZM227 136H228V134H227ZM255 136H256V135H255ZM48 137H49V136H48ZM61 137H62V136H61ZM65 137H66V136H65ZM68 137H69V136H68ZM71 137H72V135H71ZM73 137H74V136H73ZM77 137H78V135H77ZM90 137H91V136H90ZM92 137H93V136H92ZM92 137H91V138H92ZM111 137H112V136H111ZM124 137H125V135H124ZM134 137H135V136H134ZM138 137H139V136H138ZM141 137H142V135H141ZM159 137H160V135H159ZM176 137H177V136H176ZM224 137H225V135H224ZM36 138H37V137H36ZM49 138H50V137H49ZM53 138H54V137H53ZM80 138H81V137H80ZM80 138H78V139H80ZM91 138H90V140H91ZM113 138H114V137H113ZM146 138H147V137H146ZM150 138H151V137H150ZM162 138H163V136H162ZM173 138H175V137H173ZM180 138H181V137H180ZM185 138H186V137H185ZM188 138H189V137H188ZM195 138H196V137H195ZM217 138H218V137H217ZM219 138H220V137H219ZM257 138H258V137H257ZM259 138H260V137H259ZM55 139H56V138H55ZM55 139H54V140H55ZM60 139H61V138H60ZM69 139H70V138H69ZM81 139H82V138H81ZM81 139H80V140H81ZM97 139H98V138H97ZM101 139H102V138H101ZM101 139H100V140H101ZM111 139H112V138H111ZM126 139H127V138H126ZM152 139H153V138H152ZM157 139H158V138H157ZM160 139H161V138H160ZM171 139H172V138H171ZM221 139H222V138H221ZM52 140H53V139H52ZM88 140H89V139H88ZM104 140H106V139H104ZM104 140H103V141H104ZM119 140H120V139H119ZM119 140H118V142H119ZM146 140H147V139H146ZM153 140H154V139H153ZM161 140H162V139H161ZM161 140H160V141H161ZM178 140H179V139H178ZM186 140H187V139H186ZM194 140H195V139H194ZM203 140H204V139H203ZM203 140H202V141H203ZM218 140H219V139H218ZM226 140H227V139H226ZM237 140H238V139H237ZM237 140H236V141H237ZM45 141H46V140H45ZM86 141H87V140H86ZM91 141H92V140H91ZM91 141H88V142L91 143ZM103 141H102V142H103ZM107 141H108V140H107ZM109 141H110V138H109ZM109 141H108V142H109ZM130 141H132V140L130 139ZM130 141H129V142H130ZM133 141H135V140H133ZM133 141H132V142H133ZM143 141H144V140H143ZM173 141H174V140H173ZM173 141L171 140V142L168 144L169 139H167V141H166V138H165V143L167 142V144H168L169 146H171V144H173L172 146H174L175 141H174V143H172ZM195 141H196V140H195ZM205 141H206V140H205ZM223 141H224V140H223ZM242 141H243V140H242ZM262 141H263V140H262ZM20 142H21V141H20ZM69 142H70V141H69ZM100 142H101V141H100ZM113 142H114V141H113ZM162 142H164V140H163ZM177 142H178V141H177ZM183 142H184V141H183ZM203 142H204V141H203ZM208 142H209V141H208ZM213 142H214V141H213ZM220 142H221V141H220ZM225 142H226V141H225ZM260 142H261V141H260ZM15 143H16V142H15ZM45 143H46V142H45ZM103 143L106 144V142H103ZM127 143H128V142H127ZM139 143H140V142H139ZM144 143H145V142H144ZM157 143H159V142H157ZM165 143H163V144H165ZM181 143H182V142H181ZM192 143H193V142H192ZM201 143H202V142H201ZM210 143H211V142H210ZM218 143H219V142H218ZM234 143H235V142H234ZM52 144H53V143H52ZM54 144H55V143H54ZM84 144L86 145L87 143H84ZM117 144H118V143H117ZM130 144H131V142H130ZM159 144H160V143H159ZM167 144L164 145V146H167L166 149L169 150L170 153H171V150H172V149H173V151H174V148H172V146H171L172 149L170 150V148H169V146H168ZM179 144H180V142H179ZM193 144H194V143H193ZM214 144H216V141H215ZM219 144H221V143H219ZM260 144H261V143H260ZM21 145H22V144H21ZM74 145H75V144H74ZM77 145H78V144H77ZM88 145H89V144H88ZM91 145H92V144H90L89 147H91ZM93 145H94V144H93ZM95 145H97V144H95ZM98 145H99V144H98ZM100 145H101V144H100ZM100 145H99V147H100ZM107 145H108V144H106L105 146L108 147ZM112 145H113V144H112ZM127 145H128V144H127ZM161 145H162V144H161ZM227 145H228V144H227ZM229 145H230V143H229ZM256 145H257V144H256ZM82 146H83V144H82ZM118 146H119V145H118ZM131 146H132V144H131ZM159 146H160V145H159ZM176 146L178 147L177 143H176ZM176 146H174V147H176ZM183 146H184V145H183ZM217 146H218V145H217ZM217 146H216V147H217ZM21 147H22V146H21ZM54 147H55V146H54ZM56 147H57V146H56ZM74 147H75V146H74ZM84 147H85V146H84ZM103 147H104V146H103ZM106 147H105V148H106ZM121 147H123V146H121ZM128 147H129V146H128ZM135 147H136V146H135ZM161 147H162V146H161ZM203 147H204V146H203ZM205 147H206V146H205ZM222 147H223V146H222ZM258 147H259V146H258ZM43 148H44V147H43ZM63 148H64V147H63ZM66 148H67V147H66ZM86 148H87V147H86ZM96 148H97V147H96ZM100 148H101V147H100ZM100 148H99V149H100ZM108 148H109V147H108ZM112 148H114V147H112ZM131 148H132V147H131ZM158 148H160V147H158ZM162 148H164V147H162ZM168 148H169V149H168ZM178 148H179V147H178ZM182 148H184V147H182ZM185 148H186V147H185ZM193 148H194V147H193ZM53 149H54V148H53ZM53 149H52V150H53ZM80 149H81V148H80ZM90 149H91V148H90ZM92 149H93V148H92ZM99 149H98V150H99ZM115 149H116V148H115ZM126 149L128 150L127 147H126ZM129 149H130V147H129ZM136 149H137V148H136ZM141 149H143V148H141ZM150 149H151V148H150ZM187 149H190V148H187ZM198 149H199V148H198ZM212 149H213V147H212ZM216 149H217V148H216ZM216 149H215V150H216ZM224 149H225V148H224ZM50 150H51V149H50ZM77 150H78V149H77ZM95 150H96V149H94V151H95ZM98 150H97V151H98ZM102 150H103V148H102ZM106 150H107V149H106ZM106 150L104 149L103 152H104V151L106 152ZM108 150H109V149H108ZM110 150H111V149H110ZM117 150L120 151V149H117ZM121 150L123 151V149H121ZM154 150L156 151V150H159V149H154ZM161 150H163V149H161ZM207 150H208V149H207ZM219 150H220V149H219ZM26 151H27V150H26ZM61 151H62V150H61ZM63 151H65V150H63ZM79 151H80V150H79ZM84 151H86V150H84ZM87 151H88V150H87ZM89 151H90V150H89ZM89 151H88V152H89ZM122 151H121V152H122ZM131 151H132V150H131ZM131 151H130V152H131ZM147 151H148V148H147ZM150 151H151V150H150ZM177 151H178V150H176V152H177ZM180 151H181V150H180ZM182 151H183V150H182ZM203 151H204V149H203ZM212 151H213V150H212ZM231 151H232V150H231ZM263 151H264V150H263ZM73 152H74V151H73ZM75 152H76V151H75ZM77 152H78V151H77ZM91 152H92V151H90L89 154H91ZM100 152H101V151H100ZM114 152H115V151H114ZM117 152H118V151H117ZM121 152H120V153H121ZM123 152H124V151H123ZM135 152H136V151H135ZM141 152H142V151H141ZM164 152H165V151H164ZM199 152H200V150H199ZM201 152H202V150H201ZM206 152H208V151H206ZM248 152H249V151H248ZM47 153H48V152H47ZM50 153H51V152H50ZM52 153H53V152H52ZM56 153H57V152H56ZM56 153H55V154H56ZM65 153H66V152H65ZM67 153H68V152H67ZM101 153H102V152H101ZM109 153H110V152H109ZM170 153H169V154H170ZM173 153H174V152H173ZM173 153H171V154H173ZM187 153H188V152H187ZM189 153H190V152H189ZM61 154H62V153H61ZM77 154H78V153H77ZM86 154H88V153H86ZM96 154H97V153H96ZM105 154H107V153H105ZM105 154H104V155H105ZM111 154H112V153H111ZM115 154H116V153H115ZM117 154H118V153H117ZM124 154H125V153H124ZM124 154H123V155H124ZM143 154H144V152H143ZM147 154H148V153H147ZM149 154H150V153H149ZM153 154H154V152H153ZM156 154H157V153H156ZM158 154L160 155V152H159ZM162 154H163V153H162ZM164 154H165V153H164ZM166 154H167V152H166ZM169 154H168V155H169ZM177 154H178V156L176 155L177 157H179L180 155H182V153H180V155H179V153H177ZM185 154H186V153H185ZM191 154H192V153H191ZM195 154H196V151H195ZM222 154H224V152H223ZM8 155H9V154H8ZM92 155H95V154L93 153ZM98 155H99V152H98ZM102 155H103V153H102ZM109 155H110V154H109ZM121 155H122V154H121ZM130 155H131V154H130ZM132 155H133V154H132ZM140 155H141V154H140ZM145 155H146V154H145ZM154 155H155V154H154ZM154 155H153V156H154ZM186 155H187V154H186ZM192 155H194V154H192ZM202 155H203V153H201V157H202ZM205 155H206V153H205ZM205 155H203V158H205V157H204ZM207 155H208V156H207ZM207 155H206V157H207L210 161H215V162H216V160H217L216 158H218V157L214 156V157H215L214 159H210V158H211V157H210V154L207 153ZM212 155H213V154H212ZM219 155H220V154H219ZM237 155H238V154H237ZM50 156H52V155H50ZM79 156H80V155H79ZM83 156H85V155H83ZM87 156H88V155H87ZM106 156H107V155H106ZM106 156H105V157H106ZM114 156H115V155H114ZM126 156H127V155H126ZM126 156H125V158H126ZM133 156H134V155H133ZM143 156H144V155H143ZM143 156L141 155L140 157L142 158ZM149 156H150V155H149ZM149 156H148V157H149ZM164 156H165V155H164ZM174 156H175V155H174ZM251 156H252V155H251ZM22 157H23V156H22ZM22 157H21V158H22ZM35 157H36V156H35ZM42 157H43V156H42ZM48 157H49V156H47L46 159H47ZM57 157H58V156H57ZM97 157H98V156H97ZM102 157H103V156H102ZM108 157H109V156H108ZM108 157H106L105 159H107ZM154 157H155V156H154ZM167 157H168V156H167ZM181 157H182V156H180V158H181ZM183 157H184V156H183ZM183 157H182V158H183ZM186 157H187V156H186ZM195 157H196V156H195ZM209 157H210V158H209ZM212 157H213V156H212ZM224 157H225V155H224ZM228 157H229V156H228ZM243 157H244V156H243ZM12 158H13V157H12ZM38 158H39V157H38ZM43 158H44V157H43ZM51 158H52V157H51ZM51 158H48V159H50V160H51V163H52L53 160H52ZM80 158H82V157H80ZM88 158H89V157H88ZM90 158H91V156H90ZM112 158H113V157H112ZM116 158H117V157H116ZM120 158H121V157H120ZM122 158H123V156H122ZM122 158L120 159V161H122ZM128 158H129V157H127L126 159H128ZM131 158H132V157H131ZM137 158H138V157H137ZM143 158H145V156H144ZM146 158H147V156H146ZM150 158H151L150 160H148V159H146V160L143 159L144 161H143L142 163H140V164L142 165V169H141V170H143V171H149V172L152 171V173L158 174L157 172H159L158 168H159L160 165L158 166V165L156 164V162H153L154 159H152V158H153L152 156H150ZM157 158H158V157H157ZM163 158H164V157H163ZM174 158H176V157H174ZM188 158H189V155H188ZM207 158H205V159H207ZM244 158H245V157H244ZM254 158H255V157H254ZM262 158H263V157H262ZM13 159H14V158H13ZM15 159H16V158H15ZM19 159H20V158H19ZM28 159H29V158H28ZM97 159H98V158H97ZM105 159H103V160H105ZM126 159H125V160H126ZM171 159H172V158H171ZM178 159H179V158H178ZM198 159H199V158H198ZM205 159H202V160H205ZM224 159H225V158H224ZM224 159H223L222 161H224ZM247 159H248V158H247ZM50 160H47L46 164H47L48 161H50ZM98 160H99V159H98ZM113 160H114V159H113ZM117 160H118V159H116V162H117ZM134 160H135V159H134ZM189 160H190V159H186L185 161L188 162ZM199 160H200V159H199ZM202 160H201V161H202ZM209 160H205V161L207 162L206 164H207L208 168H209V165H210V168H212L211 164H214L215 162H214V163H213V162L210 163ZM218 160H220V159L218 158ZM238 160H239V159H238ZM12 161H13V160H12ZM29 161H30V160H29ZM40 161H41V160H40ZM45 161H46V160H45ZM70 161H71V160H70ZM81 161H82V159H81ZM84 161H87V160H84ZM84 161H83V163H84ZM88 161H89V160H88ZM88 161H87V163H88ZM90 161H92V160H90ZM95 161H96V160H95ZM95 161H94V162H95ZM101 161H102V159H101ZM118 161H119V160H118ZM132 161H133V160H132ZM156 161H157V160H156ZM178 161H179V160H178ZM178 161H177V162H178ZM192 161H194L193 158H192L191 162H192ZM197 161H198V160H197ZM208 161H209V163H208ZM75 162H76V161H75ZM103 162H104V161H103ZM110 162H112V161H110ZM110 162H109V163H110ZM114 162H115V161H113V164H114ZM122 162H123V161H122ZM133 162H136V161H133ZM139 162H141V161H139ZM139 162H138V164H139ZM168 162H169V161H168ZM179 162H180V161H179ZM181 162H182V164H183V161H181ZM194 162H196V161H194ZM194 162H193V164H194ZM224 162H225V161H224ZM244 162H245V161H244ZM247 162H248V161H247ZM20 163H22V162H20ZM37 163H38V162H37ZM44 163H45V162H44ZM51 163H50V164H51ZM96 163H99V162H96ZM107 163H108V161H107ZM117 163H118V162H117ZM117 163H116V164H117ZM125 163H126V166L130 165V162L128 163V160H126ZM125 163L123 162V164H121V163L119 162L118 165H119V164H121V165H125ZM127 163H128V164H127ZM226 163H227V162H226ZM226 163H224V165H225ZM254 163H255V162H254ZM257 163H259V162H257ZM30 164H31V166H32V162H31ZM38 164H39V163H38ZM46 164H45L44 169L46 168ZM80 164H82V162H81ZM84 164H85V163H84ZM94 164H95V163H94ZM101 164H102V162H101ZM103 164H104V163H103ZM103 164H102V165H103ZM133 164H134V163H133ZM133 164L131 163V165H133ZM136 164H137V163H136ZM159 164H160V163H159ZM168 164H169V163H168ZM184 164H185V163H184ZM191 164H192V163H191ZM196 164H198V162H197ZM203 164H204V163H203ZM206 164H205V165H206ZM248 164H249V163H248ZM7 165H8V164H7ZM33 165H34V164H33ZM35 165H37V164H35ZM82 165H83V164H82ZM141 165H140V166H141ZM176 165H177V163H176ZM180 165H181V164H180ZM189 165H190V163H188L187 166L189 167ZM214 165H215V166H214V167H215L214 170H215L216 167H217L218 165H217L216 163H215ZM216 165H217V166H216ZM39 166H40V165H39ZM47 166H48V165H47ZM50 166H51V165H50ZM52 166H53V165H52ZM75 166H76V165H75ZM86 166H87V165H86ZM86 166H85V167H86ZM99 166L101 167L100 163H99ZM99 166L97 165V167H96V166H95V167L99 170V168H100ZM111 166H112V165H111ZM114 166H115V164H114ZM114 166H113V167H114ZM133 166H134V165H133ZM135 166H136V165H135ZM164 166H165V165H164ZM221 166H222V165H221ZM40 167H41V166H40ZM59 167H60V166H59ZM80 167H81V166H80ZM80 167H79V168H80ZM85 167H84V168H85ZM87 167H88V166H87ZM87 167H86V168H87ZM98 167H99V168H98ZM104 167H106V166H104ZM104 167H102V168H104ZM117 167H118V166H115L116 169H117ZM119 167H120V169L123 167L124 171L126 170V169H125V166H122V167L119 166ZM128 167H129V166H128ZM160 167H161V166H160ZM162 167H163V166H162ZM166 167H167V166H166ZM171 167H172V165H171ZM182 167H183V166H182ZM191 167H193V166H191ZM194 167H195V166H194ZM194 167H193V168H194ZM201 167H202V166H201ZM218 167H220V166H218ZM218 167H217V170H218ZM242 167H243V166H242ZM246 167H247V166H246ZM251 167H252V166H251ZM2 168H3V167H2ZM37 168H38V167H37ZM51 168H52V167H51ZM51 168H50V170L52 171L53 169H51ZM75 168H77V167H75ZM82 168H83V167H82ZM89 168H90V167H89ZM115 168H114V169H115ZM126 168H127V167H126ZM134 168H136V167H134ZM138 168H139V167H138ZM174 168L177 169L178 167H177V168L174 167ZM180 168H181V167H180ZM183 168H184V167H183ZM196 168H197V167H196ZM196 168H195V169H196ZM205 168H206V166H205ZM208 168H207V169H208ZM235 168H236V167H235ZM259 168H260V167H259ZM40 169H41V168H40ZM55 169H56V168H55ZM80 169H81V168H80ZM87 169H88V168H87ZM87 169H86V170H87ZM91 169H92V168H91ZM93 169H94V168H93ZM104 169H105V168H104ZM116 169H115V171L118 172V170H116ZM120 169H119V172H122V171H121L122 169H121V170H120ZM132 169H133V168H132V166H131V170H132ZM139 169H140V168H139ZM195 169H194V170H195ZM221 169H223V168H221ZM225 169H226V168H225ZM225 169H224V170H225ZM9 170H10V169H9ZM56 170H57V169H56ZM88 170H90V169H88ZM105 170H106V169H105ZM107 170H108V168H107ZM137 170H138V169H137ZM167 170H169V169H167ZM190 170H191V169H190ZM199 170H200V168H199ZM250 170H251V169H250ZM54 171H55V170H54ZM58 171H59V170H58ZM109 171H110V170H109ZM115 171H114V172H115ZM143 171H142V172H143ZM173 171H174V170H173ZM183 171H184V170H183ZM183 171H182V173H183ZM208 171H209V169H208ZM218 171H219V170H218ZM218 171L216 172V170H215V172L217 173L216 175H219V174H218ZM36 172H37V171H36ZM52 172H53V171H52ZM61 172H62V171H61ZM88 172H89V171H88ZM100 172H101V170H100ZM100 172H99V173H100ZM102 172H103V171H102ZM102 172H101V173H102ZM110 172H111V171H110ZM126 172H128V171H126ZM133 172H135V171H133ZM133 172H132V173H133ZM200 172H202V171H200ZM209 172H210V171H209ZM211 172H212L211 174L214 175L215 172L213 173L212 169H211ZM220 172H221V170H220ZM53 173H54V172H53ZM86 173H87V171H86ZM92 173H93V172H92ZM95 173H96V172H95ZM108 173H109V172H108ZM128 173H129V172H128ZM138 173H139V171H138ZM146 173L148 174V172H146ZM165 173H166V172H165ZM167 173H168V172H167ZM174 173H175V172H174ZM179 173H180V172H179ZM186 173H187V172H186ZM186 173H185V174H186ZM188 173H189V172H188ZM196 173H198V172H195V174H196ZM253 173H254V172H253ZM260 173H261V172H260ZM47 174L49 175V173H47ZM103 174H104V173H103ZM106 174H107V173H106ZM112 174H113V173H112ZM124 174H125V173H123V175H124ZM140 174H142V173L140 172ZM140 174H139L138 176H136L137 174L134 175V177H137V178H134V179H136V180H135V181H136V184H134V183H135V182H134V183H132V184H130V185H133V186H134V185H139V184H140V179H141V177H142ZM144 174H145V173H144ZM155 174H154V176H155ZM159 174H161V173H159ZM162 174H163V173H162ZM162 174H161V175H162ZM193 174H194V173H193ZM195 174H194V175H195ZM207 174H208V173H207ZM233 174H234V173H233ZM44 175H45V174H44ZM50 175H52V174H50ZM68 175H69V174H68ZM77 175H78V174H77ZM86 175H87V174H86ZM96 175H97V174H96ZM96 175H95V177H96ZM104 175H105V174H104ZM142 175H143V174H142ZM163 175H164V174H163ZM170 175H171V174H170ZM181 175H182V174H181ZM188 175H189V174H188ZM221 175H222V174H221ZM255 175H256V174H255ZM16 176H17V175H16ZM39 176H41V175H39ZM90 176H91V175H90ZM102 176H103V175H102ZM106 176H107V175H106ZM115 176H118V175H116V173H115ZM115 176H114V178L116 179V181H115V179H113L112 177H111V178H108V177H107L108 179H107V178H105V179H107V181H108L109 184H110V182L112 183V180H113V181H115V184H116V185H119V183H121L122 180H119L118 178L121 179L122 177L120 176V177L116 178ZM131 176H132V175H131ZM168 176H169V175H168ZM175 176H177V172H176V175H175ZM198 176H199V175H198ZM210 176H211V175H210ZM10 177H11V176H10ZM45 177H47V176H45ZM76 177H77V176H76ZM88 177H89V176H88ZM91 177H93V176H91ZM132 177H133V176H132ZM145 177H146V176H145ZM157 177H159V176L157 175ZM183 177H184V175H183ZM186 177H187V176H186ZM190 177H192V176H190ZM193 177H194V176H193ZM211 177H212V176H211ZM217 177H218V176H217ZM217 177H216V179H217ZM220 177H221V176H220ZM220 177H218V179H219ZM237 177H238V176H237ZM262 177H263V176H262ZM62 178H63V177H62ZM97 178H98V177H96V178H94V179L96 180ZM99 178H101V176H100ZM43 179H44V178H43ZM50 179H52V178H50ZM55 179H56V178H54V180H55ZM88 179H89V178H88ZM103 179H104V176H103L102 180L97 179V182L100 183V181H103L104 184H103V183H102V184H103L104 187H105V185H106V184H105V183H106L105 181H106V180H105V179L103 180ZM109 179H112V180H110V182H109ZM117 179H118V180H117ZM124 179H126V182H123V181H122L121 184H122V185H125V186L128 187L129 185L125 184V183H129V182H127V177H125ZM124 179H123V180H124ZM144 179H147V177L144 178ZM182 179H183V178H182ZM184 179H185V178H184ZM189 179H190V178H189ZM194 179H195V177H194ZM196 179H198V178L196 177ZM200 179H201V178H200ZM220 179H221V178H220ZM48 180H49V179H48ZM57 180H58V179H57ZM59 180H60V179H59ZM92 180H93V178H92ZM129 180H130V179H129ZM165 180H166V179H165ZM169 180H170V179H169ZM178 180H179V179H178ZM185 180H186V179H185ZM4 181H5V180H4ZM12 181H13V180H12ZM41 181H42V180H41ZM132 181H133V180H132ZM166 181H167V180H166ZM181 181H182V180H180L179 182H180V184L182 185L184 181H183L182 183H181ZM187 181H188V180H187ZM187 181H186V182H187ZM195 181H196V180H195ZM198 181H200V180H198ZM203 181H204V180H203ZM220 181H221V180H220ZM255 181H256V180H255ZM10 182H11V181H10ZM97 182H95V183H97ZM149 182H150V181H148V183H149ZM151 182H152V181H151ZM155 182H156V181H155ZM161 182H163V181H161ZM164 182H165V181H164ZM169 182H170V181H169ZM176 182H177V181H176ZM176 182H175V183H176ZM191 182H192V181H191ZM218 182H219V181H218ZM221 182H222V181H221ZM247 182H248V181H247ZM3 183H4V182H3ZM35 183H36V182H35ZM49 183H50V182H49ZM66 183H67V182H66ZM69 183H70V182H69ZM69 183H68V184H69ZM81 183H83V182H81ZM92 183H93V182H92ZM108 183H107V184H108ZM113 183H114V182H113ZM113 183H112V184H113ZM143 183H144V182H141V185H139V187L142 186ZM184 183H185V182H184ZM187 183H188V182H187ZM210 183H211V182H210ZM17 184H18V183H17ZM23 184H24V183H23ZM45 184H46V183H45ZM45 184H44V185H45ZM57 184H58V183H57ZM68 184H66V185H68ZM109 184H108V185H109ZM112 184H110V186H111L110 188H112V189H114V190H111V191H110V194H113L114 191H115L116 194H117L118 190L121 189V188H123V192H128L127 189H130V191H131V189H132V191H133V192H128V193H134V191H135V190H133V186H129L128 188L126 187V188H127V189H126L127 191H126V190L124 189L125 186H123V187H121V188L118 189L117 187L114 188V187L112 186ZM121 184H120V185H121ZM150 184H151V183H150ZM150 184H149V185H150ZM165 184H166V183H165ZM170 184L172 185V183H170ZM177 184H178V183H177ZM195 184H197V183H195ZM195 184H192V185L194 186ZM199 184H201V183H199ZM205 184H206V182H205ZM211 184H212V183H211ZM211 184H210V185H211ZM213 184L215 185V183H213ZM42 185H43V183H42ZM51 185H52V184H51ZM51 185H49V186H51ZM64 185H65V184H64ZM84 185H85V184H84ZM89 185H90V184H89ZM91 185H92V184H91ZM108 185H107V186H108ZM154 185H155V184H153V186H154ZM174 185H175V184H174ZM201 185H202V184H201ZM214 185H213V187H214ZM261 185H262V184H261ZM14 186H15V185H14ZM20 186H21V185H20ZM45 186H46V185H45ZM75 186H76V185H75ZM92 186H93V185H92ZM107 186H106V187H107ZM166 186H167V185H166ZM166 186H165V187H166ZM182 186L186 187L184 184H183ZM182 186H180L181 188L179 187L180 190L183 189ZM193 186H191V187H193ZM196 186H198V185H196ZM203 186H204V185H203ZM208 186H209V185H208ZM217 186H218V185H217ZM219 186H221V185H219ZM18 187H19V186H18ZM43 187H44V186H43ZM53 187H54V186H53ZM60 187H61V186H60ZM65 187H66V186H65ZM93 187L95 188L96 186H93ZM93 187H92V188H93ZM104 187H103V189H104ZM130 187H132V188H130ZM139 187H138V186H135L134 188H136V190H137ZM146 187H147V186H146ZM151 187H152V186H150V188H151ZM163 187H164V186H163ZM173 187H174V186H173ZM173 187H169V189H170V188L172 189ZM175 187H176V186H175ZM198 187H199V186H198ZM213 187H212V189H213ZM260 187H261V186H260ZM55 188H56V187H55ZM66 188H67V187H66ZM66 188H64V189H62V190L66 191ZM87 188H88V187H87ZM92 188H91V190H92ZM107 188H109V187H107ZM141 188H142V187L139 188L138 192L142 190ZM143 188H144V187H143ZM155 188H157V187L155 186ZM155 188H154V189H155ZM161 188H162V184H161ZM176 188H177V187H176ZM203 188H204V187H203ZM209 188H210V187H209ZM220 188H221V187H220ZM238 188H239V187H238ZM23 189H24V188H23ZM28 189H29V188H28ZM46 189H47V188H46ZM83 189H84V187H83ZM98 189H100V188H98ZM103 189H102V190H103ZM115 189H116V190H115ZM117 189H118V190H117ZM148 189H149V188H148ZM154 189H153V190H154ZM163 189H164V188H163ZM163 189H161V190H163ZM173 189H174V188H173ZM173 189H172V191H173ZM184 189H185V188H184ZM193 189H194V188H193ZM207 189H208V188H207ZM210 189H211V188H210ZM214 189H215V188H214ZM218 189H219V188H217V190H218ZM226 189H227V188H226ZM4 190H5V189H4ZM44 190H45V189H44ZM50 190H51V189H50ZM50 190H49V191H50ZM55 190H57V189H55ZM60 190H61V189H60ZM68 190H69V189H68ZM75 190H76V189H74V191H75ZM91 190H89V191H91ZM104 190L106 191V190H108V189H104ZM146 190H147V188H146ZM146 190H145V191H146ZM155 190L157 191V194H160V195H161V193H158L159 191H158L157 189H155ZM164 190H165V189H164ZM196 190H197V189H196ZM199 190H202V189H199ZM208 190H209V189H208ZM208 190H207L206 192H208ZM262 190H263V189H262ZM9 191H10V190H9ZM14 191H15V190H14ZM32 191H33V189H32ZM51 191H52V190H51ZM70 191H71V190H70ZM78 191H79V190H78ZM87 191H88V190H87ZM93 191H94V190H92V192H93ZM95 191H96V190H95ZM119 191H120V190H119ZM142 191H143V190H142ZM156 191H155V192H156ZM194 191H195V190H194ZM222 191H223V190H222ZM246 191H247V190H246ZM52 192H53V191H52ZM62 192H63V191H62ZM71 192H72V191H71ZM83 192H84V191H83ZM102 192H104V191H101L100 193H102ZM111 192H113V193H111ZM123 192H120V193H123ZM146 192H147V191H146ZM152 192H153V191H152ZM175 192H176V191H175ZM180 192H182V191H180ZM188 192H189V191H188ZM204 192H205V191H204ZM204 192H203V193H204ZM218 192H219V191H218ZM220 192H221V191H220ZM42 193H43V192H42ZM56 193H58V192H56ZM56 193H55V194H56ZM64 193H65V192H64ZM67 193H68V196L71 194V193L69 194V192H67ZM75 193H76V192H75ZM75 193H72V194L69 196V198H67V199H70V201H72V202L74 201V203H76V202L78 201V200H77V201L75 202V199H78L77 197L79 196V194H78V196L74 195ZM86 193H87V192H86ZM89 193H90V192H89ZM118 193H119V192H118ZM128 193H125V194H128ZM135 193H136V192H135ZM139 193H141V192H139ZM139 193H138V194L136 193L137 196L139 195ZM143 193H144V195L146 194L144 191H143ZM148 193H150V192H148ZM148 193H147V195H148ZM153 193H154V192H153ZM172 193H173V192H172ZM192 193H193V192H192ZM208 193H209V192H208ZM212 193H213V192H212ZM20 194H21V193H20ZM39 194H40V192H39ZM45 194H46V193H45ZM47 194H50V193H47ZM52 194H53V193H52ZM59 194H60V193H59ZM59 194H58V195H59ZM62 194H63V193H62ZM83 194H84V193H83ZM92 194H93V193H92ZM110 194H109V195H110ZM154 194H155V193H154ZM157 194H156V195H157ZM162 194L165 195L164 192H163ZM167 194H168V193H167ZM182 194H183V193H182ZM184 194H185V193H184ZM195 194H196V193H195ZM197 194H198V193H197ZM210 194H211V193H210ZM216 194H217V193H216ZM53 195H54V194H53ZM81 195H82V194H81ZM87 195H88V193H87ZM87 195L84 194V195H83L84 197L82 196V199L84 200V199L87 197ZM90 195H91V194H90ZM95 195H96V194H95ZM100 195H102V194H100ZM100 195H99V196H100ZM104 195H105V196L103 197V198H104V201L106 200L107 202H109V199H110V198H108L109 195H106L105 192H104ZM114 195H115V194H113V197H114ZM118 195H119V194H118ZM128 195H129V194H128ZM134 195H135V194H134ZM140 195H141V194H140ZM173 195H174V194H173ZM207 195H208V194H207ZM25 196H26V195H25ZM39 196H40V195H39ZM42 196H43V195H42ZM42 196H41V197H42ZM45 196H46V195H45ZM47 196H48V195H47ZM54 196H56V195H54ZM54 196H53V197H54ZM59 196H60V195H59ZM71 196H73V197L76 196V197H75V199L73 200V199H71V198H72ZM85 196H86V197H85ZM119 196H120V195H119ZM125 196H126V195H125ZM132 196H133V195H132ZM135 196H136V195H135ZM141 196L143 197V195H141ZM166 196H167V195H166ZM166 196H165V197H166ZM171 196H172V195H171ZM176 196H177V194H176ZM179 196H180V195H179ZM179 196H178V197H179ZM181 196H182V195H181ZM184 196H185V195H184ZM193 196H194V195H193ZM198 196H199V195H198ZM202 196H203V195H202ZM219 196H220V195H219ZM248 196H249V195H248ZM22 197H23V196H22ZM91 197H92V196H91ZM101 197H102V196H100V198H101ZM105 197L108 198V200H107ZM130 197H131V195H130ZM138 197H140V196H138ZM146 197H148V196H146ZM161 197H162V196H161ZM165 197H164V198H165ZM167 197H168V196H167ZM169 197H170V196H169ZM187 197H188V195H187ZM189 197H190V196H189ZM222 197H223V196H222ZM227 197H228V196H227ZM12 198H13V197H12ZM42 198H43V197H42ZM47 198H49V197H46V199H47ZM50 198H52V196H50ZM55 198H57V196H56ZM64 198H66V197L64 196L63 199H64ZM87 198H88L89 201L87 200ZM87 198H86V200H84L85 203L90 202V199H91V198H90V199H89V197H87ZM98 198H99V197H98ZM100 198H99V199H100ZM103 198H102V200H103ZM111 198H112V197H111ZM121 198H123V197H121ZM121 198H120V199H121ZM126 198H127V197H126ZM126 198L124 197V201H125ZM128 198H129V197H128ZM128 198H127V199H128ZM133 198H136V197H133ZM140 198H141V197H140ZM140 198H139V199H140ZM150 198H151V197H150ZM171 198H172V197H171ZM180 198H181V197H180ZM205 198H206V197H205ZM208 198H209V196H208ZM216 198H217V197H216ZM218 198H219V197H218ZM32 199H33V198H32ZM46 199H45V200H46ZM67 199H66V200H67ZM114 199H115V198H114ZM117 199H118V198H117ZM117 199H115V200H117ZM129 199H130V198H129ZM158 199H159V198H158ZM165 199H167V198H165ZM200 199H201V198H200ZM219 199H220V198H219ZM219 199H218V200H219ZM43 200H44V199H43ZM55 200H56V199H55ZM83 200H81V197H80V201H83ZM110 200H111V199H110ZM115 200H113V201H115ZM130 200H131V199H130ZM141 200H142V198H141ZM144 200H145V199H144ZM161 200H162V198H161ZM168 200H169V199H168ZM172 200H173V199H172ZM183 200H184V199H183ZM183 200H182V201H183ZM190 200H191V199H190ZM201 200H202V199H201ZM221 200H222V199H221ZM60 201H61V199H60ZM64 201H65V200H64ZM84 201L81 202V203H84ZM121 201L123 202V200H121ZM149 201H150V200H149ZM165 201H166V200H165ZM176 201H177V200H176ZM178 201H179V200H178ZM210 201H211V200H210ZM49 202H50V201L48 200V203H49ZM51 202L53 203V199L51 200ZM51 202H50V204H51ZM61 202H62V201H61ZM67 202H68V201H67ZM72 202H70V203H72ZM91 202H92V201H91ZM101 202H103V201H101ZM126 202L128 203V201H126ZM142 202H143V201H142ZM166 202H167V201H166ZM172 202H173V201H172ZM174 202H175V201H174ZM207 202H208V201H207ZM213 202H214V201H213ZM245 202H246V201H245ZM12 203H13V202H12ZM97 203H99V202H97ZM104 203H106V202H104ZM111 203H112V202H111ZM118 203H119V204H122V203H120V200H119ZM137 203H140V202H137ZM145 203H146V201L144 202V204H145ZM168 203H169V201H168ZM198 203H199V202H198ZM223 203H224V202H223ZM50 204H49V205H50ZM57 204H58V203H57ZM90 204H91V203H90ZM92 204H93V203H92ZM92 204H91V205H92ZM101 204H102V203H101ZM108 204H110V202L107 203V205H108ZM123 204H124V203H123ZM123 204H122V205H123ZM129 204H130V203H129ZM148 204H149V203H148ZM165 204H166V203H165ZM175 204H176V202H175ZM191 204H192V203H191ZM45 205H46V204H45ZM53 205H54V203H53ZM62 205H63V204H62ZM72 205H73V204H72ZM82 205L84 206V204H82ZM86 205H87V204H86ZM110 205H111V204H110ZM124 205H125V204H124ZM135 205H136V204H135ZM229 205H230V204H229ZM70 206H71V205H70ZM83 206H82V207H83ZM87 206H88V205H87ZM89 206H90V205H89ZM89 206H88V207H89ZM99 206H100V205H99ZM108 206H109V205H108ZM116 206H117V205H116ZM119 206H120V205H119ZM169 206H170V205H169ZM182 206H183V205H182ZM198 206H199V205H198ZM11 207H12V206H11ZM29 207H30V206H29ZM36 207H37V206H36ZM47 207H48V206H47ZM64 207H65V206H64ZM114 207H115V206H114ZM126 207H127V206H126ZM171 207H173V206H171ZM209 207H210V206H209ZM218 207H219V206H218ZM7 208H8V207H7ZM39 208H40V207H39ZM41 208H42V207H41ZM72 208H73V206H72ZM85 208H86V207H85ZM94 208H95V206H94ZM94 208H93V209H94ZM103 208H104V207H103ZM232 208H233V207H232ZM45 209H46V208H45ZM65 209H66V208H65ZM68 209H69V208H68ZM70 209H71V208H70ZM86 209H87V208H86ZM111 209H112V208H111ZM113 209H114V208H113ZM117 209H118V208H117ZM166 209H167V208H166ZM176 209H177V208H176ZM176 209H175V210H176ZM210 209H211V208H210ZM212 209H213V208H212ZM10 210H11V209H10ZM52 210H53V209H52ZM82 210H83V209H82ZM256 210H257V209H256ZM60 211H61V210H60ZM66 211H67V210H66ZM83 211H84V210H83ZM89 211H90V210H89ZM89 211H88V212H89ZM111 211H112V210H111ZM113 211H114V210H113ZM118 211H119V210H118ZM122 211H123V210H122ZM129 211H130V210H129ZM143 211H144V209H143ZM233 211H234V210H233ZM68 212H70V211L68 210ZM86 212H87V211H86ZM86 212H85V213H86ZM94 212H95V211H94ZM100 212H101V211H100ZM34 213H35V212H34ZM55 213H56V211H55ZM171 213H172V212H171ZM53 214H54V213H53ZM89 214H90V213H89ZM114 214H115V213H114ZM8 215H9V214H8ZM51 215H52V214H51ZM56 215H57V213H56ZM85 215H86V214H85ZM87 215H88V214H87ZM96 215H97V214H96ZM107 215H108V214H107ZM109 215H110V214H109ZM109 215H108V216H109ZM46 216H47V215H46ZM57 216H58V215H57ZM82 216H83V215H82ZM119 216H120V215H119ZM49 217H50V216H49ZM54 217H55V216H54ZM88 217H89V216H88ZM88 217H87V218H88ZM90 217H92V216H90ZM109 217H110V216H109ZM150 217H151V216H150ZM244 217H245V216H244ZM65 218H66V217H65ZM69 218H70V217H69ZM84 218H85V217H84ZM103 218H104V217H103ZM62 219H63V218H62ZM85 219H86V218H85ZM92 219H93V218H92ZM110 219H111V218H110ZM123 219H124V218H123ZM146 219H147V218H146ZM185 219H186V218H185ZM29 220H30V219H29ZM44 220H45V219H44ZM96 220H97V219H96ZM53 221H54V220H53ZM53 221H52V222H53ZM79 221H80V220H79ZM87 221H89V220L87 219ZM90 221H91V218H90ZM25 222H26V221H25ZM83 222H84V225H85L86 223H85L84 220H83ZM92 222H93V221H92ZM107 222H108V221H107ZM107 222H106V223H107ZM45 223H46V222H45ZM53 223H54V222H53ZM79 223H80V222H79ZM88 223H89V222H88ZM93 223H94V222H93ZM233 223H234V222H233ZM43 224H44V222H43ZM50 224H52V223H50ZM82 224H83V223H82ZM90 224H91V223H89V225H90ZM234 224H235V223H234ZM12 225H13V224H12ZM45 225H46V224H45ZM4 226H5V225H4ZM19 226H20V225H19ZM49 226H50V225H49ZM80 226H81V225H80ZM96 226H97V225H96ZM119 226H120V225H119ZM217 226H218V225H217ZM261 227H262V226H261ZM82 228H83V226H82ZM88 228H89V226H88ZM102 228H103V227H102ZM150 228H151V227H150ZM78 229H79V228H78ZM90 229H91V228H90ZM106 229H107V228H106ZM68 230H69V229H68ZM75 230H76V229H75ZM86 230H87V229H86ZM79 231H80V230H79ZM107 231L109 232V230H107ZM121 231H122V230H121ZM15 232H16V231H15ZM23 232H24V231H23ZM82 232H83V231H82ZM82 232H81V234H82ZM88 232H89V231H87V234L89 235L90 233H88ZM116 232H118V231H116ZM183 232H184V231H183ZM229 232H230V231H229ZM121 233H122V232H121ZM152 233H153V232H152ZM188 233H190V232H188ZM191 233H192V232H191ZM32 234H33V233H32ZM81 234H80V235H81ZM110 234H111V233H110ZM149 234H150V233H148V235H149ZM5 235H6V233H5ZM83 235H84V233H83ZM115 235H116V234H115ZM125 236H126V235H125ZM176 236H177V235H176ZM84 237H85V235H84ZM84 237H82V238H84ZM90 237H91V236H90ZM232 237H233V236H232ZM189 238H190V237H189ZM119 239H121V238H119ZM112 240H113V239H112ZM115 240H116V239H115ZM128 240H129V239H128ZM146 240H148V239H146ZM54 241H55V240H54ZM80 241H81V239H80ZM85 241H86V240H85ZM134 241H135V240H134ZM124 242H125V241H124ZM131 242H132V241H131ZM137 242H138V241H137ZM145 242H146V241H145ZM113 243H114V242H113ZM80 244H81V243H80ZM80 244H79V245H80ZM94 244H95V243H94ZM226 244H227V243H226ZM133 245H134V244H133ZM76 246H77V245H76ZM88 246H90V245H88ZM104 246H105V245H104ZM116 246H117V245H116ZM109 247H110V246H109ZM111 247H112V246H111ZM117 247H118V246H117ZM135 247H136V246H135ZM245 247H246V246H245ZM115 248H116V247H115ZM119 248H120V247H119ZM130 248H131V247H130ZM60 249H61V248H60ZM77 249H78V248H77ZM84 249H85V248H84ZM91 249H92V248H91ZM107 249H108V248H107ZM121 249H122V248H121ZM82 250H83V249H82ZM108 250H109V249H108ZM112 250H113V248H112ZM112 250H111V251H112ZM117 250H118V249H117ZM17 251H18V250H17ZM85 251H86V250H85ZM106 251H107V250H106ZM121 251H122V250H121ZM82 252H83V251H82ZM102 252H103V251H102ZM115 252H116V251H115ZM88 253H89V252H88ZM103 253H104V252H103ZM108 253H109V252H108ZM117 253H118V252H117ZM121 253H122V252H121ZM66 254H67V253H66ZM101 254H102V253H101ZM110 255H111V254H110ZM113 255H114V254H113ZM115 255H116V254H115ZM107 256H108V255H107ZM58 257H59V256H58ZM104 257H105V256H104ZM112 258H113V257H112ZM109 259H110V258H109ZM109 259H108V260H109ZM11 260H12V259H11ZM102 260H103V259H102ZM104 261H106V260H104ZM137 261H138V260H137ZM99 262H100V261H99ZM102 262H103V261H102ZM122 262H123V261H122ZM144 263H145V262H144ZM64 264H65V263H64Z\"/></svg>", "mask_w": 264, "mask_h": 264}]
</instances>
